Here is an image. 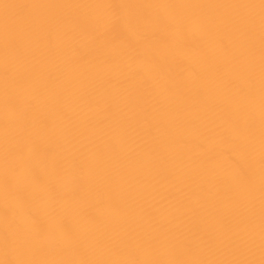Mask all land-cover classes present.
<instances>
[{"label": "bare ground", "instance_id": "6f19581e", "mask_svg": "<svg viewBox=\"0 0 264 264\" xmlns=\"http://www.w3.org/2000/svg\"><path fill=\"white\" fill-rule=\"evenodd\" d=\"M0 264H264V0H0Z\"/></svg>", "mask_w": 264, "mask_h": 264}]
</instances>
